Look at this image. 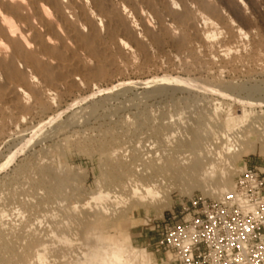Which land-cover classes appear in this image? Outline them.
<instances>
[{"label": "rangeland", "instance_id": "rangeland-1", "mask_svg": "<svg viewBox=\"0 0 264 264\" xmlns=\"http://www.w3.org/2000/svg\"><path fill=\"white\" fill-rule=\"evenodd\" d=\"M121 1L110 26L86 1L96 34L63 67L11 71L0 47V264H81L95 247L166 264L154 221L264 168V0H183L189 23Z\"/></svg>", "mask_w": 264, "mask_h": 264}, {"label": "built area", "instance_id": "built-area-1", "mask_svg": "<svg viewBox=\"0 0 264 264\" xmlns=\"http://www.w3.org/2000/svg\"><path fill=\"white\" fill-rule=\"evenodd\" d=\"M151 232L166 264H264V168L245 165L215 199L180 201Z\"/></svg>", "mask_w": 264, "mask_h": 264}, {"label": "bare ground", "instance_id": "bare-ground-1", "mask_svg": "<svg viewBox=\"0 0 264 264\" xmlns=\"http://www.w3.org/2000/svg\"><path fill=\"white\" fill-rule=\"evenodd\" d=\"M86 1L92 4L93 9H97L96 12L105 13L106 26H110L112 21L120 19V14L114 13L111 9V0H0V47L9 48V50L6 48V51L10 52L8 55L9 69L17 70L15 63L18 59L26 63V66L29 64L45 68L46 64L50 62L61 67L62 59L59 55L63 51H67L71 40H78L83 44L90 42L92 36L96 34V23L93 14L88 10L89 8L87 9ZM123 1L134 3L138 1L140 4L152 7L154 0H122L121 2ZM175 1L177 0H160L165 3L169 14L175 15L180 20L179 23H187L189 19L187 20L185 12L188 8L183 0H178L183 5L182 10L180 9V12L183 13L175 12L173 10V6L176 5ZM207 1L198 0L199 8L200 6L208 7ZM102 14L99 13V15ZM155 14L157 13L155 12ZM102 16L104 17V15ZM253 128L255 129V127ZM255 132L256 140L264 139L263 126L261 130H255ZM238 139L242 140V144H251L244 133L238 136ZM235 151L241 154L242 145H237ZM12 159H14L13 156ZM146 191L148 190L146 189ZM38 258H40L39 255ZM82 261L81 264H114L113 262L120 263L121 257L108 254L103 247H95L82 254Z\"/></svg>", "mask_w": 264, "mask_h": 264}]
</instances>
